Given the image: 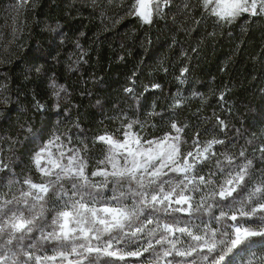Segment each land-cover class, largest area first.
<instances>
[{"label":"snow or ice","instance_id":"snow-or-ice-1","mask_svg":"<svg viewBox=\"0 0 264 264\" xmlns=\"http://www.w3.org/2000/svg\"><path fill=\"white\" fill-rule=\"evenodd\" d=\"M28 2L21 0L22 5ZM171 2L132 0L127 15L151 24L154 15L161 16L163 7ZM199 3L204 9L202 15L214 16L218 24H230L245 14L249 17H264V0H199ZM17 39L15 32L11 39L0 37V63L11 62ZM49 86L56 96L59 91H66L55 80ZM5 87L0 85V93ZM152 87L159 88L160 85L154 84ZM125 91L132 93L133 89L126 88ZM8 103L10 97L0 95V105ZM134 123L137 122L126 124L127 131L122 133V139H115L108 134L97 137L98 141L108 145L107 154L98 162L96 170L90 173L79 150L65 157L60 135L54 134L34 152L32 163L35 168L44 177L54 179L34 183L31 178H26L22 183L28 185V190L22 191L19 198L0 200V249L20 250L18 258H13L15 252L11 256L7 251L0 253V264H30L33 261L34 264H96L101 257L110 258L105 259L103 264H114L116 261H125L127 264L129 258L140 259L145 254H150V257L144 259L142 264H227L226 257L233 250L238 252L241 248L250 247L253 237L264 238V175L247 194L248 202L258 207H250L244 200L237 201V197L247 191L255 174L252 160L245 157L244 150L239 152V157L244 158L246 163L236 165L227 172L225 168L219 167L220 162L217 161L218 170L224 179L218 190L209 193L216 202L205 207L208 199L205 196L194 208L191 203L193 197L184 193L189 185H192V191L198 192L199 185L217 183L212 179L216 172L209 173L206 178L198 174V166L206 167L210 158L216 155L214 145H221L224 141L212 139L201 146L199 140L194 139V151L182 153L181 144H187L180 135L184 127L172 123L171 129L175 130L176 135L170 131L162 137L147 139L132 130ZM220 123L223 125V121ZM115 135L120 136V131ZM53 149H56V153ZM260 151L264 152V147ZM65 158L67 164L63 163ZM225 159L232 165L235 158L226 156ZM108 165H111V171ZM5 170L11 171L9 163L6 159H0V172ZM168 173L180 174L182 179L175 183L166 180L164 177ZM190 173L196 174L190 176ZM97 176L104 179H91ZM109 178L113 194L105 196V191L109 190ZM65 181L70 182V188H64ZM165 185L169 186L167 192ZM3 195L0 193V197ZM28 198H31V203ZM129 199L134 201L131 208L124 203ZM49 201H54L53 209L46 207ZM221 202L226 203L222 205ZM237 202L240 203L239 208L234 207ZM14 204L24 207H12ZM214 209L220 210L219 216L214 214ZM225 209L233 214L229 216ZM52 211H55V215L51 216L49 224L46 213L51 214ZM199 211L211 214L215 223L225 218L232 223L225 225L224 231L213 227L211 223L205 224L203 234L197 235L187 221H181L175 215L186 213L191 217L192 213ZM157 213H163L171 222H162ZM181 223L185 226L180 227ZM153 224L155 227L149 228ZM251 224L257 227H250ZM46 227L52 230L45 231ZM195 228L197 232L201 231L199 225ZM37 232L40 233L38 239L49 244L54 255H33L34 245L31 241ZM177 233L189 239L186 247ZM217 235L220 236L219 240ZM176 257L181 259L176 260ZM190 257L192 259H187ZM249 264H252L251 260Z\"/></svg>","mask_w":264,"mask_h":264},{"label":"rangeland","instance_id":"rangeland-1","mask_svg":"<svg viewBox=\"0 0 264 264\" xmlns=\"http://www.w3.org/2000/svg\"><path fill=\"white\" fill-rule=\"evenodd\" d=\"M132 0H29L27 4L21 3V0H0V37L4 39H11L12 33L15 32L18 35V39L16 41V45L13 46L14 55L11 59L17 60L21 59V62L17 63V74L22 81H28V84H32L31 87H36L37 90L40 91L41 98L39 99V105H43V107H47L50 111L51 122L50 128L47 131L46 135H44V139L40 142H31L25 141L22 149L18 151L19 156L21 157L20 162L12 165V160L8 156L7 152L10 149L7 143H4L0 146V159H6L9 163L10 169L14 172V178L11 182L7 183L5 186H0V193H4L0 200H8L13 199V197H20V193L22 191L28 190V185L23 184L22 181L26 178H31L34 183L46 182L49 179H54V177H44L32 163V156L36 150L43 144L46 143L48 139L52 138V136L60 135L61 143L64 145L65 157L73 154L75 150H79L80 157L87 163V171L90 173L91 171H95L100 160L104 159V156L107 154L108 145L103 142L97 140V137L100 135H113L115 139H122V133L127 131L126 124L134 122L132 117H129L127 114L121 115L119 118L112 119V123L107 125L106 123L100 124L97 129L90 131V134L87 136L90 142L88 144V149L86 153H83L82 145L85 139H82L80 135L76 134L73 130L66 131L70 127H72L74 121L76 120L74 117L75 108L78 109L79 114L83 115L85 113L86 117L89 120L90 118H99V112L101 108H105L108 106L116 105L118 102L117 99L121 93L125 92L124 81L119 78L115 81L114 87L110 90L108 94H102V96L97 97L96 94L91 93V90L86 91L85 97L80 99L74 95V91L76 90V80L78 76L82 75L83 72L86 74V80L88 83L94 82L98 75L99 71H96L94 61L98 57L99 46L96 41V35H88L87 37L82 36V32L85 31V26L87 24L92 23L93 27L96 29L99 26H102L105 31L109 29H113L118 24H120L124 19H127L132 16L127 15L128 6L131 4ZM187 5V7H185ZM38 11L39 17L36 21V32L37 38L36 41L39 45H41L40 50H30L28 53H24V45H25V34L28 31V18L35 11ZM204 9L200 6L199 0H174V5L171 6V3L167 6L163 7V14L161 16L153 17V22L151 24H146L148 26H153L155 21H161L164 25L171 24L175 29L170 32V40L177 41L180 45H184L187 41L190 43L198 42L194 44L193 50L196 48H200L201 45L206 43V36H214L217 39H225V36L234 35L235 38L246 39L247 38V30L254 29L256 26L260 29L261 25L264 26V17H249L245 14L242 17L237 18L232 23H217L216 18L210 15H202ZM169 14V16L167 15ZM168 17V18H167ZM138 18V17H137ZM119 21V22H117ZM257 21L261 23V25H257ZM106 22V23H102ZM137 23L140 24L139 28H136ZM143 23L139 18L136 22H129L125 26V30L127 31L125 34L122 32V36H126L127 34L145 35ZM202 24L200 31H198L195 35L186 36L180 35L176 37V32L180 31L184 26H191V29L187 34H190L197 25ZM71 27L72 29H69ZM71 30L77 32V35L81 37L78 40V37L73 36V33H69ZM73 31V32H74ZM235 32V34H233ZM183 34V32L181 33ZM182 38V39H181ZM181 39V40H180ZM248 45V43H246ZM79 45V46H77ZM186 45V44H185ZM184 45V46H185ZM25 54L24 56H22ZM255 59L253 61L256 66H252L253 71L258 70L259 64H262L260 60H256V57L261 56L264 52L260 51V48L253 52ZM122 56H117V60L119 61ZM184 62V61H183ZM10 63H0V85H5V90L0 93L2 96L9 97L7 91V85L5 80V74L7 68H9ZM53 65H59L58 68ZM39 68L40 71L37 72L36 69ZM123 70L120 73H115V75L122 74ZM60 78L57 77V75ZM186 73L181 71L177 76V81L180 83L179 87L174 89L169 96L167 101V106L169 108H177L182 107L184 105L190 107V103L195 96H198L199 101H204L208 93H203L201 90L196 94L190 92V89L187 87V78L189 75L185 76ZM124 78V77H123ZM55 80L57 84L63 85L66 91H59V95H53V89L49 86L51 81ZM36 84V85H34ZM30 87V88H31ZM154 88V87H153ZM24 89H27V86H24ZM157 89V88H155ZM32 91V90H31ZM80 94L82 92L80 91ZM207 94V95H206ZM16 95V94H15ZM220 97V96H219ZM29 98H37L34 96H29ZM224 100V99H222ZM178 105V106H177ZM6 105H0L3 107ZM58 109H63L65 111H70L71 116L66 117L64 120H57L55 113ZM99 112H98V111ZM105 111V110H104ZM31 112V111H30ZM149 113V112H148ZM101 115V114H100ZM149 115V114H146ZM146 117V116H145ZM142 118L143 119H145ZM143 122V121H141ZM56 124L57 126H61L62 129L53 130L52 126ZM201 125V124H200ZM196 127L194 129L191 137H186L184 139L183 133H180L182 141H187V144H181V152L186 151H194L193 140L198 139L200 145L212 139H217L214 137L206 136L200 128L201 126ZM75 126V125H74ZM180 127L186 128L182 123L178 124ZM203 126V125H202ZM170 128V129H169ZM160 130L162 134L159 136H152L148 132L143 131V125L141 124H133V131L139 133L141 136L146 137L147 139H156L164 136L168 132H172L173 135H176L175 130L171 129V127ZM251 130L249 132V138L247 139V144H236L230 145L232 138H225L223 141H228V144L222 146L217 150L214 148L213 150L216 152L215 156H212L210 159L213 160V165L208 164L206 167L198 166L199 175L207 176L211 172H216V175L212 177L213 180H216L217 183L214 185H199V191H192V185H189L188 189L185 191V195L192 196L193 199L191 201L193 207L195 208L197 204L201 202V199L205 196L208 197L207 204H214L216 201L209 195L214 190H218L219 184L223 183V175L219 172L217 161L220 162L219 167L225 168L227 172L230 169L235 168L236 165L246 163L244 158L239 157V152L241 150L245 151V157L249 160H252V167L255 170V174L253 176L252 182L248 185L247 191L241 193L240 196L237 197V201L244 200L246 204L250 207H258L255 203H250L247 200V194L252 190L253 187L256 186L261 176L264 175V152L260 151L262 147H264V119L259 121L257 124L250 126ZM72 129V128H71ZM224 129V124L221 125V131ZM65 135L63 137V131ZM120 131L121 135H115L117 131ZM60 132V133H59ZM198 133L199 136H197ZM216 136H221L220 133H214ZM97 151H96V150ZM53 152L56 153V149H53ZM86 154V157L85 155ZM226 156L234 157V161L232 165H229ZM11 160V161H10ZM191 160V157H189ZM42 162V166H43ZM63 163L67 164V158L64 159ZM122 164L123 161H120ZM213 166L212 170L210 167ZM103 167V165H100ZM108 170L111 171V165H108ZM251 171V170H250ZM196 173H190L189 175H195ZM93 181H102L104 178L97 176L91 177ZM164 179L172 180L174 183L178 182L182 179L180 174L176 173H168ZM64 188H70V182H63ZM111 178H109V190H106L104 195L111 196L113 193L111 191L112 188ZM169 191V186L165 185V192ZM179 191V189L177 190ZM175 198V197H174ZM31 203V198H28ZM218 199V197L216 198ZM130 208L133 206V199L126 200L124 202ZM226 202H221L223 205ZM12 207L15 208H23L22 204H14ZM48 209L54 208V201H49L46 204ZM234 207L239 208L240 203L237 202ZM247 210V208H246ZM214 214L216 216L220 215L219 209H214ZM228 211V215L231 216L233 212ZM28 215V213H25ZM238 215V213H236ZM48 216L49 224L51 223V216L55 215V211H52L51 214L46 213ZM181 221H187L188 226L192 229V231L197 234H203L204 225L211 223L213 227L220 228L221 231H224V226L232 223L230 220L225 218L220 223H215L211 219V214L205 213L203 211L192 213L191 217L186 213H176L175 214ZM162 222L168 223L171 220L164 216L163 213H159ZM141 220L144 219L143 216L140 217ZM139 221L136 222L138 225ZM199 225L201 231L197 232L195 226ZM180 227H184L185 224L181 223ZM250 227H257L256 224L249 225ZM155 227V224L150 225L149 228ZM51 227H46L45 231H51ZM40 233L37 232L35 236L32 238L31 243L34 245L32 249L34 256H51L54 255L52 251V247L46 242H42L38 239ZM177 236L184 241V246L190 242L189 239L183 234L177 233ZM218 240L220 236L216 237ZM95 243V242H94ZM143 243V241H141ZM180 247V245H178ZM159 249V246H157ZM128 250H132L129 248ZM7 251V249H0V253ZM12 252L16 253V256L13 258H18L20 256V250L17 248H12L11 251H7L8 255H12ZM195 257L196 254H193ZM150 254H145V257L140 259L129 258L127 260V264H142V261L146 258H149ZM107 259L106 257H101L96 264H103V261ZM110 259V258H108ZM172 259V257H169ZM176 260H180V257H176ZM192 259V257L187 258ZM118 264H125V261H118ZM30 264H34L30 262ZM51 264V262H49ZM116 264V263H114Z\"/></svg>","mask_w":264,"mask_h":264},{"label":"trees","instance_id":"trees-1","mask_svg":"<svg viewBox=\"0 0 264 264\" xmlns=\"http://www.w3.org/2000/svg\"><path fill=\"white\" fill-rule=\"evenodd\" d=\"M172 5L174 0L171 2ZM38 17V11L35 9L28 18V31L24 37L25 54L32 49L40 51L42 49L36 42L38 38L35 25ZM135 21H138L137 17H129L108 31L102 26L96 29L90 22L82 32L84 37L88 35L97 37L99 51L94 65L99 75L94 82L88 83L83 72L76 80L74 95L83 100L88 90L97 97L108 94L119 78L124 81L125 87L133 89L132 93H121L116 105L103 107L100 112L97 110L101 114L99 118L94 116L89 120L85 113L80 115L79 110L75 108L73 112L76 120L66 131L73 130L85 139L82 145L83 153L88 149L90 140L87 136L90 131L97 129L102 123L111 124L112 119L121 117L122 113L132 117L136 124L142 123L143 131L152 136H159L162 134L160 130L171 127L172 123L177 125L182 123L186 126L183 131L185 139L191 137L194 129L201 124L203 128L200 129L205 131L203 133L206 136L218 140L232 138L230 145H246L250 126L264 119L263 54L256 57V60H260L262 64H259L258 70H254L256 73H251L252 66L257 65L253 63L255 59L253 52L258 48L264 52V26L257 21V25H261L260 29L257 26L252 30L248 29L246 39L235 38L234 35H224L225 39L206 36V43L193 50V45L198 43L197 41L194 43L187 41L186 45L182 46L176 43L177 41L170 40V32L175 28L170 23L164 25L161 21H155L153 26L143 24L145 35L141 37L133 34L122 36V32L124 34L127 32L126 24ZM139 26L140 24L137 23L136 28L138 29ZM201 27L202 24L197 25L189 32L190 34H187L191 26H184L175 36L192 37ZM73 31L69 33H73L74 38L78 37L80 40L81 37ZM117 56H122L119 61ZM19 62L21 59L12 60L6 70L5 80L10 103L0 107V146L3 147L4 143L9 145L7 154L12 160V165L20 162L18 151L22 149L25 141L41 142L44 139L52 117L47 107L38 106L41 96L37 85L34 84L36 87L33 88L27 80L22 81L19 78L16 70ZM53 66L58 68L59 65ZM121 70H123L122 74L115 75ZM181 71L186 73L185 76L189 75L186 83L189 82L187 87L190 92L196 94L202 90L208 95L206 94L203 102L194 95L190 107L184 105L169 108L166 104L172 91L180 86L177 76ZM57 77L60 78L59 75ZM154 84H159L160 87L155 89L152 87ZM24 86H27L26 90ZM34 95L37 98H29ZM55 116L57 120H64L71 116V113L58 109ZM144 117L145 119L142 120ZM220 121L224 124L222 131ZM52 128L55 131L62 129L56 124ZM62 131L64 137L65 132ZM216 132L221 136L214 135ZM227 144L228 141L215 145V148L219 150ZM84 155L86 157V154ZM213 162L210 159L208 164L213 165ZM212 168L213 166L210 170ZM13 175L14 172L8 170L0 172V186L11 182ZM250 260L252 264H264V238L253 237L250 247L241 248L238 252L233 250V253L226 257L227 264H249Z\"/></svg>","mask_w":264,"mask_h":264}]
</instances>
